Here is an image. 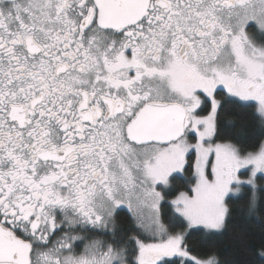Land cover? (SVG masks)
I'll list each match as a JSON object with an SVG mask.
<instances>
[{"label": "snow or ice", "instance_id": "1", "mask_svg": "<svg viewBox=\"0 0 264 264\" xmlns=\"http://www.w3.org/2000/svg\"><path fill=\"white\" fill-rule=\"evenodd\" d=\"M258 179L264 0H0V264H227L186 237L264 215Z\"/></svg>", "mask_w": 264, "mask_h": 264}, {"label": "trees", "instance_id": "2", "mask_svg": "<svg viewBox=\"0 0 264 264\" xmlns=\"http://www.w3.org/2000/svg\"><path fill=\"white\" fill-rule=\"evenodd\" d=\"M226 114L221 116V121L227 124L232 121L245 130L246 139L250 143H256L260 139L258 121L251 110L228 108ZM188 178V175L185 174ZM187 179L178 178L171 182L173 193L183 191ZM262 187L263 181L257 180ZM259 195V194H258ZM174 198L169 195L167 200ZM167 211V209H165ZM231 218L222 234H217L207 239L196 230L186 237L187 247L196 255L203 256L208 251L216 252L227 264H247L252 259V252L258 250L264 242V215L254 214L249 216L248 200H237L230 204ZM264 211V203L261 205ZM117 227L128 230L132 227L131 215L122 211L116 219Z\"/></svg>", "mask_w": 264, "mask_h": 264}, {"label": "rangeland", "instance_id": "3", "mask_svg": "<svg viewBox=\"0 0 264 264\" xmlns=\"http://www.w3.org/2000/svg\"><path fill=\"white\" fill-rule=\"evenodd\" d=\"M176 175H178L179 178H182V179H188V178L185 176V174H176ZM242 179H247V176H242ZM259 184H260V183H259ZM259 184L257 183V186H258V187H260ZM262 186H264V181H263ZM171 190H172V187H171ZM172 192H173V191H172ZM166 199H167V197H166ZM169 201H170V200H169ZM124 210L127 211V209H124ZM127 212H128V211H127Z\"/></svg>", "mask_w": 264, "mask_h": 264}, {"label": "flooded vegetation", "instance_id": "4", "mask_svg": "<svg viewBox=\"0 0 264 264\" xmlns=\"http://www.w3.org/2000/svg\"><path fill=\"white\" fill-rule=\"evenodd\" d=\"M123 211H126V210H123ZM127 212V211H126ZM130 214V213H129Z\"/></svg>", "mask_w": 264, "mask_h": 264}]
</instances>
